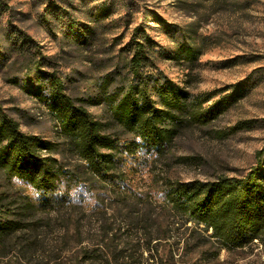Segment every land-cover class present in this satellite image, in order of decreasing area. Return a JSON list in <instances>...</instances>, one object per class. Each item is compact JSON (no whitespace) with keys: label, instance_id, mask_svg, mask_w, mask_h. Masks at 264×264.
I'll return each mask as SVG.
<instances>
[{"label":"trees","instance_id":"obj_1","mask_svg":"<svg viewBox=\"0 0 264 264\" xmlns=\"http://www.w3.org/2000/svg\"><path fill=\"white\" fill-rule=\"evenodd\" d=\"M128 46L126 70L115 92L105 96L118 132L106 130L65 92L54 71L41 70L40 61L24 90L44 101L55 118L57 140L21 131L0 107V171L8 182L31 190L30 196L0 192V264L28 263L30 241L38 238L28 219L38 212L55 214L64 231L72 226L79 244L82 230L95 231L72 264H84L94 253L104 254L103 264H211L223 250L264 244V148L244 176L204 182L150 176L154 182L147 187L136 181L144 167L165 156L181 128L206 124L237 101L243 83L206 104L210 94L191 95L153 66L154 42L142 26L132 29ZM192 51H182L190 62L196 58ZM246 126L240 121L233 129ZM79 187L87 188L84 194L93 191L92 204H84L80 194V210L70 194ZM85 213L97 216V227L81 222Z\"/></svg>","mask_w":264,"mask_h":264},{"label":"rangeland","instance_id":"obj_2","mask_svg":"<svg viewBox=\"0 0 264 264\" xmlns=\"http://www.w3.org/2000/svg\"><path fill=\"white\" fill-rule=\"evenodd\" d=\"M137 25L154 42L153 66L186 85L191 95L210 94L206 104L243 83L241 97L217 118L181 128L165 156L136 175L139 186L154 182L150 176L203 182L244 176L264 148V0H0V107L18 121L21 131L57 140L56 121L44 101L24 90L40 61L41 70L54 71L65 92L80 100L106 130L118 132L105 96L115 92L126 70ZM186 46L196 56L191 62L182 52ZM240 121L247 126L233 129ZM83 190L87 192L86 187L70 191L79 210L80 194L84 204L93 203V191ZM0 192L31 195L29 187L8 182L1 171ZM55 216L38 212L28 219L38 238L30 241L26 264H72L79 248L95 237V231L82 230L79 244L73 227L64 231L65 223ZM80 218L85 226L97 227V216L85 213ZM88 257L84 264L106 260L101 253ZM211 264H264V244L223 250Z\"/></svg>","mask_w":264,"mask_h":264}]
</instances>
